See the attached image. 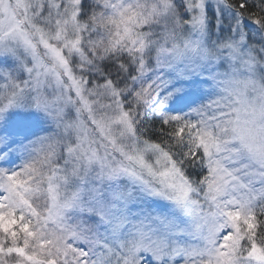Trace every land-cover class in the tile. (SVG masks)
<instances>
[{
    "label": "snow or ice",
    "instance_id": "1",
    "mask_svg": "<svg viewBox=\"0 0 264 264\" xmlns=\"http://www.w3.org/2000/svg\"><path fill=\"white\" fill-rule=\"evenodd\" d=\"M0 264H264V0H0Z\"/></svg>",
    "mask_w": 264,
    "mask_h": 264
}]
</instances>
